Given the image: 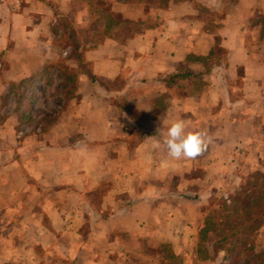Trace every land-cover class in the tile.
<instances>
[{
	"label": "crops",
	"instance_id": "crops-1",
	"mask_svg": "<svg viewBox=\"0 0 264 264\" xmlns=\"http://www.w3.org/2000/svg\"><path fill=\"white\" fill-rule=\"evenodd\" d=\"M65 21L100 36L79 64ZM53 63L72 95L35 139L0 106V264H216L204 207L264 148V0H0V101ZM178 119L207 131L195 159L162 143Z\"/></svg>",
	"mask_w": 264,
	"mask_h": 264
},
{
	"label": "rangeland",
	"instance_id": "rangeland-1",
	"mask_svg": "<svg viewBox=\"0 0 264 264\" xmlns=\"http://www.w3.org/2000/svg\"><path fill=\"white\" fill-rule=\"evenodd\" d=\"M94 12L96 13L97 10ZM97 19H101L100 16H97ZM61 25L65 26L66 30H70V37L76 41L78 40V42L85 35L93 44L100 39L99 33H93V35L92 33L87 34L86 32L85 34L82 32L74 35L76 34L74 33V27L68 21L61 22ZM70 42V39L65 38L59 40L56 45L67 47ZM70 76H72L71 73L63 68L62 63H53L45 68L41 82L21 83L10 88V100H1L0 106L5 109L12 108L15 113L20 114H18V125L16 127L17 131H21L19 134L33 140L40 130H46L51 125L56 114L66 107V101L72 95L73 85L71 80H68ZM262 134L264 137V130ZM259 153H261V157L258 158L257 166L251 170L244 169L241 172V181L238 186L231 184V181L217 182L221 190L219 189V193H215L209 198L207 205L204 207L203 222L205 219H210V229L219 224L224 227L225 231L218 237L222 238L224 242L219 248L213 247L214 249H212L208 247V245L213 243L214 239L211 234L212 230H210L209 235L207 236L206 234L203 239L202 246L205 250L199 249L201 251L200 258L205 256L214 258L216 264H264V224L258 233L252 234L250 244L246 246L233 242L230 237L231 223L233 226L237 225L233 224V222L238 219L231 211V204L237 201L241 202L242 198L239 195L251 188L252 180L250 176L257 173L264 174V148ZM220 194L222 195L220 196ZM241 213L242 215H239V219L245 216L243 211ZM189 234H192V232L190 231ZM231 244H234L232 249ZM173 264H178V262H173Z\"/></svg>",
	"mask_w": 264,
	"mask_h": 264
},
{
	"label": "trees",
	"instance_id": "trees-1",
	"mask_svg": "<svg viewBox=\"0 0 264 264\" xmlns=\"http://www.w3.org/2000/svg\"><path fill=\"white\" fill-rule=\"evenodd\" d=\"M140 1L143 4L147 6H164L167 0H136ZM108 18L107 16H105ZM67 39H70L71 42L68 45L70 48V54L67 56L69 60H73L77 62L78 64L82 61L81 60V53L78 51V40L76 41L74 38H71L68 36ZM63 65V64H62ZM63 68L71 73L72 76L69 77L68 80H71L73 83L74 77L76 76V72L72 70H68L65 65H63ZM251 181V188L244 191V193H241L239 195L242 198V201H237L231 204V211L238 217L233 224H237L234 227L231 223V240L235 243H241L243 246H246L247 244H250L251 241L250 238L256 233H258L264 224V174L257 173L253 176H250ZM244 213V217L242 219H239V215H242V212ZM210 219H205L203 222L200 230H199V242H198V249L197 253L198 256L200 255L199 249H202V251L205 250V248L202 246L203 239L209 235L210 233L212 236H214L213 243L211 245H208V247L214 249L213 247L219 248L220 245L223 244L224 240L222 238H218L220 234H222L225 231V228L222 227L220 224L213 226V229H210ZM236 230H232V229ZM202 246V247H201ZM234 247V244H231V249ZM250 247V246H249ZM203 258V257H202ZM204 258H209L205 256Z\"/></svg>",
	"mask_w": 264,
	"mask_h": 264
},
{
	"label": "clouds",
	"instance_id": "clouds-1",
	"mask_svg": "<svg viewBox=\"0 0 264 264\" xmlns=\"http://www.w3.org/2000/svg\"><path fill=\"white\" fill-rule=\"evenodd\" d=\"M209 142L206 130L188 131L186 122L179 119L169 124L162 141L174 160L195 159L207 150ZM160 144L157 141L154 147L159 148Z\"/></svg>",
	"mask_w": 264,
	"mask_h": 264
}]
</instances>
